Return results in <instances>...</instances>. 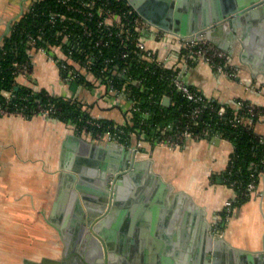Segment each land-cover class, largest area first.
<instances>
[{"label":"crops","instance_id":"obj_1","mask_svg":"<svg viewBox=\"0 0 264 264\" xmlns=\"http://www.w3.org/2000/svg\"><path fill=\"white\" fill-rule=\"evenodd\" d=\"M30 1L0 0V37ZM210 1L183 0V8L193 9ZM244 31L240 28L247 40L245 46L241 37L231 42L227 34L216 37L229 47L223 50L237 70L236 79L207 62L189 65L184 78L206 97L219 102L233 104L237 98H244L264 106V92L258 90L264 85V21ZM146 43L173 64L179 49L175 41L152 36ZM30 55L32 77L19 74V82L55 94L76 92L93 116L123 119V108L114 106L113 100L100 99L99 90L80 85L74 91L72 85L62 83L57 65L45 54L33 50ZM256 129L264 134V120L256 124ZM69 133L78 134L57 117H0V264H82V234L73 223L77 181L71 182L62 174L71 170L61 167L63 141ZM81 136L108 150L107 140ZM232 151L233 144L219 138L188 139L174 149L145 145L139 150L137 159L145 162V174L139 194L134 190L139 186L131 179V195L124 205L129 210L123 216L116 215L120 219L122 216V221L115 228V264H198L206 223L208 233L213 226L216 237L222 235L225 243L217 264H264V178L260 193L236 207L219 226L218 215L235 192L226 184L213 182L212 175L225 169ZM75 154L76 149L69 147L64 164H74ZM97 160L105 162L102 157ZM152 175L171 186L163 198Z\"/></svg>","mask_w":264,"mask_h":264},{"label":"built area","instance_id":"obj_2","mask_svg":"<svg viewBox=\"0 0 264 264\" xmlns=\"http://www.w3.org/2000/svg\"><path fill=\"white\" fill-rule=\"evenodd\" d=\"M54 1L56 3L47 4V0H37V2H42V14L46 17L40 23L37 34L28 33L27 52L30 54L35 50L45 54L54 62L58 67L61 81L64 85L70 86L73 82H78L79 85L89 90L93 88L99 90L100 99L113 100L114 106L123 108V119L119 122L126 125L132 123V109H140L137 106V100L131 93L129 83L134 76L130 70L136 62L145 61L146 69H149L152 65L160 69H174L176 72L170 78L172 91L180 93L191 105L183 113V116L187 118L184 123L171 121L164 125H159L157 127V135L152 140L147 139L144 128L130 130L124 136L125 129H120L118 124H109L104 127L105 130L103 132L97 133L87 130L89 129L87 124L80 130H78L76 124H69L74 131L76 130V133L89 136L96 141H115L137 152L145 145H160L174 149L182 146L188 139L210 140L219 138L229 140L233 144L232 153H234L236 144L224 134L225 130L214 128L208 122H202L204 111L206 109H215L217 115L224 117L225 122H229L231 126L239 127L242 125L247 129L256 131L259 136V142L264 144V134L259 133L256 129V124L260 120H264V106L248 99L237 98L233 104L221 102L218 107H215L211 98L206 97L201 91L193 88L184 78V72L189 65L207 62L217 71L236 79L237 70L230 65L227 51L207 40L189 39L159 29L144 19L128 0ZM33 3L34 1L31 0L26 10ZM45 6L46 8H44ZM47 26L50 27V30L53 29L52 43H42L40 41L45 39V28ZM152 36L161 40H172L179 45L173 64H170L168 59L159 57L154 50L147 46L146 41ZM115 43H118L121 48L119 49L117 46L118 54L115 53ZM108 48L110 50L113 49L112 54L105 56L101 64L104 69H110L114 73L119 72L126 78V81L119 89L113 76H97L93 73V64L100 60L99 56ZM76 51L80 55L77 56ZM116 55H120L123 62L117 60L115 58ZM22 73L32 77L33 69L30 70L29 66L23 64L20 74ZM82 78L92 82V85L86 84V81L82 82ZM135 81L142 83L143 79L139 78ZM258 88L259 91L264 92V85ZM75 93L61 95L78 98L85 103L83 99L75 96ZM2 94L10 98L13 95V91L3 90ZM167 96L171 97L170 94H163L162 103ZM122 97L129 102L128 105L125 104L126 101L122 100ZM228 105L235 110V114L232 116L228 114ZM17 113L23 115L22 113ZM53 113H55L54 107L47 106L42 108L39 114L52 116ZM145 113L148 114L149 111ZM6 114L15 113H9L6 107L0 104V117ZM143 122L145 121L143 120L141 123L143 124ZM87 123L97 127L104 125L103 122L93 119H88ZM231 159L230 155L229 161ZM231 162L233 163V160ZM263 165L264 157L252 161L249 165L252 170V180L245 187V191L250 197L260 193V184L264 178V168H260V166ZM237 182L238 180L235 179L231 181L229 186L234 190L235 194L225 202L224 210L228 213L227 218L232 215L236 208L234 202L237 198V192L235 191ZM218 216L220 224L223 218L221 214Z\"/></svg>","mask_w":264,"mask_h":264},{"label":"water","instance_id":"obj_3","mask_svg":"<svg viewBox=\"0 0 264 264\" xmlns=\"http://www.w3.org/2000/svg\"><path fill=\"white\" fill-rule=\"evenodd\" d=\"M128 1L144 19L159 29L189 39L207 40L225 50L229 48L227 43H220L217 36L227 34L230 42L241 37L245 46L247 40L240 28H244L246 33L252 24L264 21V0H213L193 9L183 8V0ZM23 10L22 7L21 13ZM10 31L11 22L6 25L0 37V47ZM245 54L246 51L243 55ZM78 86V82L72 83L74 91ZM171 99L170 96L165 97L163 104L170 105ZM69 147H74L77 151L74 164L71 165L64 164ZM106 147L108 150L74 133H69L63 141L61 167L72 172L62 174L69 177L71 182L77 181L73 206L76 217L73 218V223L82 234V246L79 250L82 264H115L116 258L112 254L117 238L115 228L122 221L126 210H129L124 205L131 195L130 186L133 185L130 182L135 179L139 189L135 187L134 190L139 194L142 186L140 183L145 174V162L137 159L136 150L115 141H108ZM100 157L105 158V162L99 163L97 158ZM154 178L160 185L158 194L163 198L164 192L171 189V186L165 184L160 176L155 175ZM90 179L94 181L91 185L86 183ZM189 208L191 210L193 207L190 205ZM117 214H122L121 219L117 218ZM221 238L222 235L220 238L216 237L213 226L208 233V224H204L203 246L199 251L198 264H217L221 248L225 244Z\"/></svg>","mask_w":264,"mask_h":264},{"label":"trees","instance_id":"obj_4","mask_svg":"<svg viewBox=\"0 0 264 264\" xmlns=\"http://www.w3.org/2000/svg\"><path fill=\"white\" fill-rule=\"evenodd\" d=\"M33 1L34 3L29 9L25 10L23 14L12 23L10 33L6 35L1 42L0 104L5 106L9 113L18 114L17 112H19L22 113L23 116L32 117L39 114L42 108L52 106L55 109V113L52 114V117H57L67 124H76L78 130L87 124L89 128L87 130L97 133L103 132L105 130L104 127L109 124H118L120 129H125L124 136H126L127 132L130 130L144 128L146 130V137L149 140L154 139L157 135V127L159 125H164L171 121L175 123H184L186 121L187 118L183 116V113L189 109L191 105L180 93L172 91L170 85V78L176 71L172 68L160 69L154 65L146 69L145 61L136 62L130 70L131 74L134 76L129 83L131 93L137 100V106L140 107V109H132V123L126 125L120 124V122L115 119L93 116L88 110L89 106L78 98L66 97L61 94L52 93L45 88L37 89L32 84L19 82L18 75L20 74L23 64L29 66L30 70L33 69L31 55L27 52L28 33L37 34L40 23L46 17L42 14V2H37V0ZM47 2V4L56 3L54 0H47ZM44 8H46V6ZM49 28L48 26L45 28V39L40 40L42 43L53 42V29L50 30ZM114 46L115 53H117L118 48L121 49L120 45L115 43ZM112 50L108 48L99 56L100 60L93 64V73L97 76H113L115 84L119 89L126 81V78L119 72L114 73L110 71V69H104L101 64L105 56L112 54ZM76 54L77 56L80 55L77 51ZM115 58L123 62L120 55H116ZM139 78L143 79L142 83L135 81ZM81 81H86V84L92 85V82L84 78H82ZM143 85L145 86L144 88ZM3 90H11L13 91V95L7 98L2 94ZM165 93L170 94L172 98V102L168 106L161 102L163 94ZM211 101L215 107L221 104V102L214 99H211ZM146 111H149V113H145ZM228 114L230 116L235 114L234 108L230 105H228ZM88 119L101 121L104 125L102 127H97L96 125L87 123ZM143 120L145 122L142 124L141 122ZM225 121L224 117L217 115L215 109H206L204 111L202 122H208L214 128L225 130L224 134L236 144L235 151L231 154V161L233 160V163L229 161L223 171L218 175H212V181L230 186L231 181L237 179L238 182L235 187L237 198L234 204L238 207L251 198L245 191V187L252 180V170L249 168V165L252 161L264 157V144L259 142V136L256 131L247 129L242 125L234 127L231 126L229 122ZM260 168H264V165L260 166ZM227 214V211L223 209L221 212L223 221L219 226H223L227 219Z\"/></svg>","mask_w":264,"mask_h":264}]
</instances>
